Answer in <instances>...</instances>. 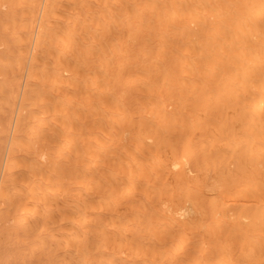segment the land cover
Here are the masks:
<instances>
[{
    "label": "bare ground",
    "instance_id": "1",
    "mask_svg": "<svg viewBox=\"0 0 264 264\" xmlns=\"http://www.w3.org/2000/svg\"><path fill=\"white\" fill-rule=\"evenodd\" d=\"M0 264H264V0H0Z\"/></svg>",
    "mask_w": 264,
    "mask_h": 264
},
{
    "label": "rangeland",
    "instance_id": "2",
    "mask_svg": "<svg viewBox=\"0 0 264 264\" xmlns=\"http://www.w3.org/2000/svg\"><path fill=\"white\" fill-rule=\"evenodd\" d=\"M4 156H5V153H4Z\"/></svg>",
    "mask_w": 264,
    "mask_h": 264
}]
</instances>
